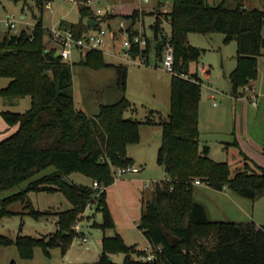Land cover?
<instances>
[{"label": "trees", "instance_id": "obj_1", "mask_svg": "<svg viewBox=\"0 0 264 264\" xmlns=\"http://www.w3.org/2000/svg\"><path fill=\"white\" fill-rule=\"evenodd\" d=\"M80 2L78 22L60 21L79 38L97 26H89L87 18L100 23L113 19L110 13L101 20L89 5ZM229 0L210 5L206 0H173L168 10H158L151 25L155 39L164 31L162 15L169 19L170 39L175 49L171 80V109L166 120L159 121L162 141L158 162L167 179L157 182L140 217L139 228L152 247L160 246L154 260L139 259L146 255L136 245H127L122 235L104 234L102 252L96 264H116L109 257L125 253L122 264H264V225L254 221L235 222L212 220L205 206L194 199L196 182L204 181L221 190L228 187L247 198L264 194V167L251 160L243 151L244 166L232 174L227 161H216L200 151L199 105L202 81L197 72L189 77L190 64L198 60L202 50L188 43L189 32H222L225 41H237V67L230 80L234 95L240 87L256 78L257 57L261 53L264 9L248 8L243 0ZM43 5V0H38ZM138 10L124 15L137 19ZM48 40H45V37ZM150 41V40H149ZM50 32L37 19L31 32L25 29L13 34H0V77L8 84L0 89L2 96H29L31 106L24 112L2 111L5 121L18 129L0 141V191L19 186L23 181L53 166L54 171L30 181L22 191L1 199L0 214H11L8 205L26 203L29 213L40 216L56 215L57 230L34 238L18 235L12 238L0 234V245H16L23 258H30L36 246L45 253L59 246L65 252L76 233L73 225L93 199L101 211V223H93L104 232L115 229V222L106 201V189L113 183L112 166L133 164L127 147L139 140L136 119L126 116L131 107L126 97L127 71L125 64H110L102 51L89 50L80 62L92 68L113 67L121 97L113 103H101L98 111L89 115L75 105L72 63L56 56L57 44ZM153 46L148 43L147 50ZM159 53L157 45H154ZM136 51H138L136 49ZM135 51V52H136ZM154 111V110H153ZM145 123H154L151 119ZM238 146L237 141L233 143ZM80 173L103 185L98 197L93 185L76 183L70 174ZM65 178L69 182H65ZM61 191L72 207L50 212L31 208L28 193ZM137 254L134 258L132 254ZM10 264H15L12 261Z\"/></svg>", "mask_w": 264, "mask_h": 264}, {"label": "rangeland", "instance_id": "obj_2", "mask_svg": "<svg viewBox=\"0 0 264 264\" xmlns=\"http://www.w3.org/2000/svg\"><path fill=\"white\" fill-rule=\"evenodd\" d=\"M92 1L90 3L89 0H85L82 4L89 5L95 13L99 9L100 13L104 14L103 17L112 12L122 16L137 9L136 24H141L144 31L150 35V25L156 18L155 13L158 10H168L173 4V0ZM46 2L43 0V5L39 6L38 0H0V34L8 30L17 34L23 29L31 32L37 19H41L43 27L49 29L57 25L61 19L78 22L82 16L78 0H48L50 5H47ZM220 2L221 0H217L216 4ZM243 4L248 8L261 7L264 9V0H243ZM138 5L142 6L137 8ZM227 6L235 7L236 3L229 0ZM118 19L113 21L114 24L118 23ZM7 20L13 21L16 26L7 28L4 25ZM161 27L170 35L171 27L164 15H162ZM161 36L160 34L156 39L155 36H148V42L153 47L150 49L148 63L141 65L111 54L110 49L123 53L121 37L117 38L115 46H112L110 38H107L105 45V58L108 61H123L128 65L126 97L130 101L131 107L127 110L126 116L141 122L138 125L139 140L127 147V155L136 160L142 170L136 174L118 176L106 189V201L115 222V229H108L104 232L93 224L94 220H91L93 217L85 215L84 212L73 225L76 236L65 252H62L59 246H55L50 248L47 254L42 247L36 246L33 249L32 257L23 258L16 245H0V264H10L12 261L15 264H96L98 255L102 251L104 234L112 236L116 232L122 235L127 245L144 247L148 244L139 228L140 217L145 201L151 197L155 184L167 178L163 167L158 162V151L162 141V127L159 121L169 117L172 72L161 65V59L154 50V43L160 41ZM224 38L225 34L222 32H189L187 34L188 43L200 48L202 53L198 60L191 62L189 73L186 75L194 73L191 71H195L198 65L210 69V77L206 78L201 86L198 124L200 151L201 145H209L211 148L209 156L216 161H227L231 166L232 174H234L242 170L244 166L245 160L241 151L244 150V153L254 159L257 164L260 163L259 161H263L262 157L264 158V23L262 26L263 45L261 53L257 57V74L256 78L251 81L256 87V92L254 86L248 84L240 87L236 94L239 96L240 91L243 90L251 95V100L254 99V95H259L258 106L234 95L230 74L238 64L237 41L234 38L225 41ZM45 40H48L47 36ZM79 60L80 51L75 50L71 61L75 105L77 104L76 107H80L84 112L92 115L98 111L101 103L116 102L121 97V93L117 89L116 74L112 67L92 68ZM199 73L202 77L203 74L201 75L200 71ZM8 81V78L0 77V89L6 86ZM207 85H210L211 90ZM246 86H249L250 89L246 90ZM210 92L214 93V97L210 95ZM245 104L246 107H244ZM30 106L29 96L7 98L0 93V110L24 112ZM148 119L154 123H145L144 121ZM236 136L244 140L243 150L239 145L233 144L237 140ZM115 168L116 166H112V171ZM53 171L54 167L50 166L34 177L23 181L19 186L0 191V208L1 199L25 190L30 181ZM69 177L76 183L93 185V180L83 174L72 173ZM144 185H148V188ZM102 188V184L94 188L97 197ZM224 189L226 190L220 191L204 181L195 184L194 199L205 206L211 219L246 222L255 220L259 210L264 208V194L256 198H247L228 187H224ZM28 199L31 208L41 211L49 210L51 213L72 207L66 194L61 191L31 190L28 193ZM96 203L97 199H93L85 211L87 213L95 211L96 220L101 221L103 214L101 211L95 210ZM25 206L26 203L21 201H15L8 205L7 209L11 211V214H0V234L12 238H16L18 235L39 238L57 230L56 215L49 214L37 218L30 214V209H26ZM76 225H79L83 231L79 232ZM84 236L88 237L86 243L82 240ZM125 255V253H116L114 262L122 264ZM132 256L138 258L135 253ZM142 257L139 259H143Z\"/></svg>", "mask_w": 264, "mask_h": 264}, {"label": "built area", "instance_id": "obj_3", "mask_svg": "<svg viewBox=\"0 0 264 264\" xmlns=\"http://www.w3.org/2000/svg\"><path fill=\"white\" fill-rule=\"evenodd\" d=\"M148 1V0H145ZM92 3V0H89ZM98 16V19L101 20L104 14L100 13V10H97L95 13ZM106 14V13H105ZM111 19L102 20L97 27L91 28L89 31L85 32L82 37L77 38L74 33L70 29H66L61 27L60 25L53 26L47 29L54 42L57 44V51L58 57L63 59L64 61H68L72 63L73 54L75 50H79L80 53H86L89 50H98L105 52V45L107 42V38L111 39L112 46H115V41L117 38H122V50L123 53L118 52H111V54L117 55L121 57V59L126 60L128 62L136 63V64H147L149 61V53L150 50H147L148 46V36L149 34L144 31L141 24L137 25L136 20L133 18H120L117 26L113 27L111 25ZM105 23L106 25H102ZM109 23V24H108ZM7 28H14L16 25L13 21L7 20L4 24ZM161 39L158 42H161V47L159 49V53H157L161 59V65L173 72V65L175 59V49L171 42L170 35L167 32L163 31L161 33ZM158 42H155L154 45H157ZM136 49L138 51H136ZM154 50L156 51L155 47ZM136 51V52H135ZM203 73H208V70L204 67L201 68ZM183 76L189 77L188 75L184 74ZM246 90H249V86L245 87ZM258 97L259 95H254V99L251 100L254 106H258ZM215 104V103H214ZM141 170L140 166L133 163L123 166H116L115 170L113 171V178L114 180L117 179L118 176H124L127 174H136L139 173ZM100 184L97 181L93 182V187L97 188ZM148 186V185H146ZM104 188V187H103ZM102 188V190H103ZM76 229L79 232H82L83 229L79 228V225H76ZM83 242L88 241V237H82ZM146 251V255L142 258L143 260H154L156 258V253L161 251L160 246L152 247L150 246Z\"/></svg>", "mask_w": 264, "mask_h": 264}, {"label": "crops", "instance_id": "obj_4", "mask_svg": "<svg viewBox=\"0 0 264 264\" xmlns=\"http://www.w3.org/2000/svg\"><path fill=\"white\" fill-rule=\"evenodd\" d=\"M47 2V5H50V3L48 2V0H46ZM145 1V0H144ZM149 1V0H148ZM148 1H146V2H148ZM216 1L217 0H206V2L208 3V4H210V5H217L216 4ZM142 5H138L137 6V8H140ZM167 9H163L162 11H166ZM112 14H114L115 15V18H113V19H111L112 21H111V25L113 26V27H116L117 26V24H114V20H116V19H118V18H123V16L124 15H128V14H131V12L130 13H127V14H123L122 16H119L118 14H116V13H114V12H112ZM88 19V18H87ZM61 20H66V19H61ZM60 20V21H61ZM60 21L57 23V25H59L60 24ZM68 21V20H67ZM118 21H119V19H118ZM155 21V20H154ZM117 22V21H116ZM167 22L169 23V19H167ZM154 23V22H153ZM152 23V24H153ZM109 24V23H108ZM151 24V25H152ZM170 24V23H169ZM57 25H55V26H57ZM150 25V31H151V35L149 34V36H154V31H153V29H152V26ZM171 27V26H170ZM109 39V38H108ZM52 45H54V42L52 43ZM114 51V49H110V52H113ZM106 53H104V55H105ZM84 56V53L82 52V53H80V60H81V58ZM106 59V58H105ZM79 60V61H80ZM106 61L108 62V63H110V64H125L126 66H127V68H128V65L126 64V63H123V61H118V62H116V61H108L107 59H106ZM202 67H204V68H206L207 70H208V73H203L202 72ZM105 68H107V67H105ZM113 68V67H112ZM197 69L195 70V71H191V69H190V71L191 72H197L198 73V75H199V77L201 78V81H202V83L204 82V80L207 78H209L210 77V69L208 68V67H206V66H197L196 67ZM114 69V68H113ZM115 70V69H114ZM199 71L201 72V75L203 74L204 75V77H203V75H202V77L200 76V73H199ZM115 74H116V72H115ZM8 84V83H7ZM249 85L251 86V85H253L254 86V84L252 83V82H250L249 83ZM207 87H208V89L209 90H211V87H210V85H207ZM254 88H255V92H256V87L254 86ZM240 93L241 94H239V96H237V98H239V99H245V101H250L251 102V95H249L248 93H245L243 90H241L240 91ZM244 93H245V95H244ZM210 95L212 96V97H214V93H212V92H210ZM75 98V97H74ZM76 106H77V104H76ZM244 107H246V104L244 105ZM77 108H79V109H82V108H80V107H77ZM83 110V109H82ZM2 111H4L3 109H1L0 110V141L1 140H3L4 138H6V137H8L9 135H11L12 133H14L17 129H18V125H14V126H10L6 121H5V119H4V117L2 116V114H1V112ZM96 113V112H95ZM95 113H93V114H95ZM92 114V115H93ZM237 134V133H236ZM238 136H239V133H238ZM238 136H236V141H237V143H238V145H239V147L240 148H242V150L244 149V140H242V138L240 139V138H238ZM201 149H202V145H201ZM243 152H244V150H243ZM210 153H211V148H210ZM210 153H209V155H210ZM248 157H250V156H248ZM251 158V157H250ZM133 159V158H132ZM262 159H263V161H259L260 163H258L259 165H261L262 167H264V164L262 165L261 163H264V158L262 157ZM134 160V159H133ZM251 160H253L254 161V159H252L251 158ZM134 163L135 164H137V165H139L140 166V168H141V170H142V167H141V165L140 164H138L137 163V161L136 160H134ZM257 163V162H256ZM140 170V171H141ZM166 178V177H165ZM167 179V178H166ZM165 179V180H166ZM163 181V180H162ZM160 182V181H159ZM196 183H198V181L196 182ZM144 187H146V188H148L146 185H144ZM226 189H222V190H220V191H225ZM94 210V209H93ZM96 210V209H95ZM245 212V211H244ZM94 213V214H93ZM245 213H247V212H245ZM262 215V217H260V215ZM85 215H87V216H89V215H91L93 218L91 219V220H94V222H96V223H101L102 222V220L101 221H98V220H96V218H95V216H96V213H95V211H90L89 213H87V211H85ZM251 215H253V213L251 212ZM258 216H257V218H255V220H250V221H254L258 226L259 225H264V208L262 209V210H259V213L257 214ZM249 216V215H248ZM211 219V218H210ZM212 220H214V219H212ZM93 222V223H94ZM145 236V235H144ZM147 239V238H146ZM147 245L146 246H144V247H142V246H137V248L139 249V250H144V249H147V248H149L151 245H150V243H149V241L147 240ZM102 252V251H101ZM100 254L101 253H99V255H98V258H99V256H100ZM112 257H113V261H114V259H115V254H112L111 255Z\"/></svg>", "mask_w": 264, "mask_h": 264}, {"label": "water", "instance_id": "obj_5", "mask_svg": "<svg viewBox=\"0 0 264 264\" xmlns=\"http://www.w3.org/2000/svg\"><path fill=\"white\" fill-rule=\"evenodd\" d=\"M87 24H88L89 26H96V25H98V22L95 21V20L92 19V18H88V19H87ZM157 47H158V48L161 47V43H160V42L157 43ZM56 56H57V57L59 56L58 53H56ZM129 118H130V119H133V117H129ZM209 153H210V146H209V145H206V144L203 145V146H202V149H201V154L207 156V155H209ZM64 180H65V182H69L67 178H65ZM109 259H110V260H113V257L110 256Z\"/></svg>", "mask_w": 264, "mask_h": 264}]
</instances>
